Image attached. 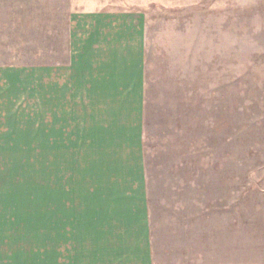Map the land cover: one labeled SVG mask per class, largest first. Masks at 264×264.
<instances>
[{"label": "rangeland", "instance_id": "obj_1", "mask_svg": "<svg viewBox=\"0 0 264 264\" xmlns=\"http://www.w3.org/2000/svg\"><path fill=\"white\" fill-rule=\"evenodd\" d=\"M19 2L42 29L0 31L23 33L0 35L15 98L0 149L6 264H82V37L53 6ZM145 13L152 171L230 205L247 263L264 262V0H154Z\"/></svg>", "mask_w": 264, "mask_h": 264}, {"label": "crops", "instance_id": "obj_2", "mask_svg": "<svg viewBox=\"0 0 264 264\" xmlns=\"http://www.w3.org/2000/svg\"><path fill=\"white\" fill-rule=\"evenodd\" d=\"M30 1L53 6L47 11L63 14L68 35L82 37V55L72 56V65L82 59V264H248L246 228L232 234L230 205L201 202L183 173L172 183L146 155L145 6L154 0ZM22 4L0 0V31L42 29L33 16L39 9ZM24 11L34 14L24 19ZM6 76L0 68V149L15 102L5 94ZM3 216L0 264L7 261Z\"/></svg>", "mask_w": 264, "mask_h": 264}]
</instances>
